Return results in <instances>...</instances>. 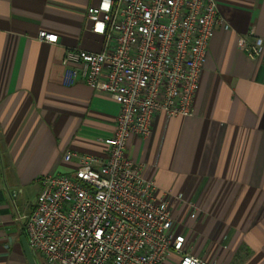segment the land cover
<instances>
[{"label":"crops","instance_id":"0c3cea01","mask_svg":"<svg viewBox=\"0 0 264 264\" xmlns=\"http://www.w3.org/2000/svg\"><path fill=\"white\" fill-rule=\"evenodd\" d=\"M216 2L228 27L216 25L208 42L193 115L157 113L150 135L129 136L125 155L171 193L185 252L216 264H264V0ZM95 3L0 0V264H29L9 193L27 213L38 176L74 168L64 152L107 154L97 138L113 134L118 104L82 80L64 85L60 63L68 47L101 49L86 19ZM251 26L262 39L255 59L238 46ZM41 30L57 41L39 40Z\"/></svg>","mask_w":264,"mask_h":264},{"label":"built area","instance_id":"2783aa9c","mask_svg":"<svg viewBox=\"0 0 264 264\" xmlns=\"http://www.w3.org/2000/svg\"><path fill=\"white\" fill-rule=\"evenodd\" d=\"M86 19L101 36V49L66 48L62 83L82 80L115 101V129L97 138L106 156L66 151L62 159L75 161L70 172L38 176L27 213L18 212L16 191L9 193L32 256L46 264H162L169 255L175 264H216L184 251V235L173 230L171 193L125 155L129 136L150 135L157 113L193 115L208 42L216 25L228 27L216 0H96ZM37 38L54 43L57 34L41 30ZM238 46L259 56L262 39L254 26ZM188 204L193 216L195 203Z\"/></svg>","mask_w":264,"mask_h":264},{"label":"water","instance_id":"95a60500","mask_svg":"<svg viewBox=\"0 0 264 264\" xmlns=\"http://www.w3.org/2000/svg\"><path fill=\"white\" fill-rule=\"evenodd\" d=\"M20 241H21V245H22V249H23V252H24V255L28 261L29 264H35V261H34V258L27 246V243H26V238L25 236H21L20 237Z\"/></svg>","mask_w":264,"mask_h":264},{"label":"rangeland","instance_id":"374dc122","mask_svg":"<svg viewBox=\"0 0 264 264\" xmlns=\"http://www.w3.org/2000/svg\"><path fill=\"white\" fill-rule=\"evenodd\" d=\"M35 264H46L45 261L40 256H34ZM167 264H175V259L170 255L165 260Z\"/></svg>","mask_w":264,"mask_h":264}]
</instances>
